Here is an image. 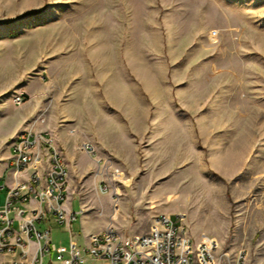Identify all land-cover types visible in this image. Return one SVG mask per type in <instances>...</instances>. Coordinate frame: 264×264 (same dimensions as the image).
Here are the masks:
<instances>
[{
	"label": "rangeland",
	"instance_id": "1",
	"mask_svg": "<svg viewBox=\"0 0 264 264\" xmlns=\"http://www.w3.org/2000/svg\"><path fill=\"white\" fill-rule=\"evenodd\" d=\"M155 108L161 129L138 131ZM23 129L71 158L63 195L79 213L51 230L56 246L165 214L264 264V0H0V179ZM104 160L122 173L112 191Z\"/></svg>",
	"mask_w": 264,
	"mask_h": 264
},
{
	"label": "built area",
	"instance_id": "2",
	"mask_svg": "<svg viewBox=\"0 0 264 264\" xmlns=\"http://www.w3.org/2000/svg\"><path fill=\"white\" fill-rule=\"evenodd\" d=\"M14 102L20 104L21 96ZM47 141L44 132L31 129H23L21 139L13 140L8 169L14 183L0 204V264H48L53 261L52 254L61 264H84L88 259L102 264H241V256L231 259L215 238L202 236L194 241L181 217L172 219L165 214L156 216L146 233L127 235V246L118 245L119 232L112 227L92 234L91 248L71 241L67 247L56 246L46 226L48 216L52 215L59 225H70L79 212L66 213L62 208V185H66L67 174H62ZM34 144H41L44 160H54L55 173H47L43 162L27 166ZM82 149L89 152L86 143ZM102 167L107 172L116 171L106 160ZM21 170H29V179H17ZM31 200H37V206L27 208ZM38 224L45 226L40 229ZM20 233H29V242H22Z\"/></svg>",
	"mask_w": 264,
	"mask_h": 264
},
{
	"label": "crops",
	"instance_id": "3",
	"mask_svg": "<svg viewBox=\"0 0 264 264\" xmlns=\"http://www.w3.org/2000/svg\"><path fill=\"white\" fill-rule=\"evenodd\" d=\"M164 81H165V79H162V81L160 82L161 84H163L164 85ZM67 100H68V98H67ZM67 100H66V102H67ZM65 102V103H66ZM152 103H154V102H152ZM158 103H160V102H158ZM64 104V103H63ZM155 104V103H154ZM157 106V105H156ZM161 106V105H160ZM159 106V108H161ZM159 108H157L158 110H159ZM151 113L152 112H150V109L149 110H145L144 111V114H143V116L141 117V119H140V124H139V129H138V131L139 130H144V129H146V127H148V128H151V129H154V130H156V129H161V126H160V124H158V120H160V115H159V112L156 110V108L154 109V111H153V113H152V115H151ZM132 131V133H134V134H136V132L134 131V130H131ZM131 133V134H132ZM128 136V135H127ZM57 137H58V134L56 133V139H57ZM128 139H127V141H128V145H129V154H136L137 153V144L136 143H134L133 142V140L131 139V137H127ZM163 140V137H158V136H156V137H150V139H149V142L150 143H153V146L155 145V147L152 149V147H151V149H150V151L152 150H154V151H158L159 152V148H162V145L164 144L163 142H160V141H162ZM176 141L180 144V145H182V140H181V138H177L176 139ZM175 143V142H174ZM59 144V143H58ZM176 144V143H175ZM179 145V146H180ZM58 146H60V145H56V150L58 151V153L60 154V156H61V158H62V160H63V162H64V164H65V166H66V168L67 167H71V170H72V164H70V161L68 162V160H71V158H69L67 155H65L64 157L62 156V154H61V152H62V149H60V147H58ZM96 147H95V149H96V151H97V154H98V152L100 151V152H102V151H106L105 150V148L104 147H99V146H97V145H95ZM108 151H110V152H112V153H115L116 155V157L118 158H125V156L124 155H119L118 153H117V151H115L114 152V150L113 149H107ZM171 150V149H170ZM169 150V148L167 149L166 148V150H164L163 152H168V151H170ZM181 150V148H178V152ZM107 156V155H106ZM228 162H229V165L231 166L232 165V157L230 156L229 158H228ZM47 165V163H45L44 164V168H45V166ZM227 173V172H226ZM226 173H221L222 175H224V174H226ZM20 178L21 179H25L26 178V174H21V175H19L18 176V180H20ZM42 182H43V179H44V177L42 176ZM0 180H2L1 182H0V192H3L4 193V197H5V195H6V193H7V191H8V189H9V187L10 186H12V184L14 183L13 181H14V179H13V176H12V174H11V171L9 170V169H7V172H6V175H5V177H4V179H0ZM67 189H69V187H67ZM65 198H66V195H67V190H66V188H65ZM108 199L111 201V198L108 196ZM66 200V199H65ZM63 201L64 203L62 204V208H63V210L64 211H66V213H69V212H71V210L69 209V206H70V202L71 201H69V198L66 200V201ZM3 201H4V198H3ZM3 203V202H2ZM37 200H31V202L29 203V205L27 206V208H34V207H36L37 206ZM77 212V211H76ZM71 213H74V212H71ZM158 216V215H157ZM156 218V217H155ZM154 218V219H155ZM48 223L46 224V226H48L49 228H50V232H51V230L52 229H55L56 230V227L58 228V227H60L61 225H59V224H57L56 223V221H55V219H54V217L52 216V215H49L48 216ZM154 219H153V221H154ZM153 223V222H152ZM228 224V223H227ZM15 225V224H14ZM40 229H43L44 228V226L45 225H43V224H38L37 225ZM66 226V230L67 231H70V225H65ZM118 231V230H117ZM92 234L93 233H91L89 236H88V243H89V240H90V238H91V236H92ZM123 235V234H122ZM126 236V235H125ZM213 237V236H212ZM52 241V240H51ZM198 241H200V240H198ZM71 242H74V241H72L71 240ZM75 243V242H74ZM87 243V244H88ZM76 244V243H75ZM86 244V245H87ZM52 256H53V254L51 255V259H52ZM86 262H91V263H99V264H102L101 262H98V261H95V260H92V259H88ZM85 262V263H86ZM48 264H61V263H58V262H56V261H54V259H53V261L51 262V263H48Z\"/></svg>",
	"mask_w": 264,
	"mask_h": 264
},
{
	"label": "bare ground",
	"instance_id": "4",
	"mask_svg": "<svg viewBox=\"0 0 264 264\" xmlns=\"http://www.w3.org/2000/svg\"><path fill=\"white\" fill-rule=\"evenodd\" d=\"M44 135H45V137H48L46 133H44ZM20 139H21V132L15 137L14 140H20ZM47 148H49L50 150H52V152H54V158L57 159V163L59 164V167H61L62 174H66V166H65L60 154L55 149L54 144L52 142V139L49 137H48V141H47ZM86 148L91 150L90 145H88V144H86ZM11 153H13V144L11 146L10 154ZM44 159H45V154L42 153V151H41V144H34V146H32V148H31L30 159H27V166H40V163L43 162V166L45 163H47V165L44 168V169H46L47 173H55L54 160H44ZM108 173L109 174H108V180L107 181L110 183L109 186H110L111 191H112L113 187H112L111 182L114 179H117V180L120 179L119 176L122 175V173L118 168H116L115 173L114 172H108ZM21 174H26L25 179H29V170H21L19 172V175H21ZM65 186L66 185H62V199L63 200H64L63 192L65 190ZM20 240H22V242H29V233H20ZM117 242H118V245H120V246H127V236L122 235L120 233L117 234ZM91 243H92V237L90 239V245L87 248H91Z\"/></svg>",
	"mask_w": 264,
	"mask_h": 264
}]
</instances>
